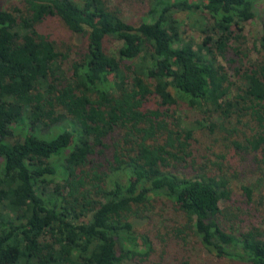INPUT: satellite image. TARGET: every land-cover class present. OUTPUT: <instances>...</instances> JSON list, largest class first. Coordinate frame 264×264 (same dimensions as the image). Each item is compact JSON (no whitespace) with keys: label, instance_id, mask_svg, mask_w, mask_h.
Listing matches in <instances>:
<instances>
[{"label":"trees","instance_id":"1","mask_svg":"<svg viewBox=\"0 0 264 264\" xmlns=\"http://www.w3.org/2000/svg\"><path fill=\"white\" fill-rule=\"evenodd\" d=\"M17 1L0 0V264L145 262L154 241L134 217L156 198L185 220L168 233L177 264H207L193 263L191 238L218 259L264 264V230L223 227L230 180L193 149L225 135L220 164L264 163V23L258 59L241 50L261 0H151L140 24L108 0ZM182 10L208 18L197 47L181 38ZM180 102L204 120L183 127ZM238 124L255 134L239 139Z\"/></svg>","mask_w":264,"mask_h":264},{"label":"rangeland","instance_id":"2","mask_svg":"<svg viewBox=\"0 0 264 264\" xmlns=\"http://www.w3.org/2000/svg\"><path fill=\"white\" fill-rule=\"evenodd\" d=\"M150 1L108 0V4L113 9L121 10L135 24H140L149 10ZM3 3L6 6H10L18 3V1L3 0ZM255 13L256 18L245 24L244 35L246 40L245 44L241 47V50L248 51L251 60H257L259 57V38L264 23V0L255 3ZM175 16L181 22V38H184L188 42H193L196 47L198 44L203 43L204 36L202 29L205 23H208V18L202 16L200 12L193 13L188 10L179 11ZM51 26L55 32L59 33V43L71 45V47L77 49L75 46V44H78L77 39L73 37L70 31H67L63 22H54ZM120 47L121 43L119 41L110 40L107 47L108 53L111 55L117 54ZM73 56H75V52ZM220 62L226 68L229 77L235 79L232 68L233 63L230 65V63H226L222 59H220ZM174 112L182 117L183 127L188 124L193 125L198 120H204V115L199 110L192 109L184 102H180ZM221 121V117L215 116L210 123H206V126L214 127L216 124H220ZM237 127L240 129L239 139L241 140H243L244 134H248L250 138L255 134V132L249 131L250 129L244 128L241 124H238ZM224 141L227 142L225 135H222V138H218L217 141L215 138L205 137L200 138L199 142L196 141L193 147L198 162L200 164L206 163L209 166V173L225 174L230 180V189L233 191L232 198L231 202H223L221 204L222 210H224L221 223L229 232H233L234 230L247 231L253 227H261L264 230V163L261 161L256 162L255 157L251 155L247 158V161L236 162L232 166L226 160H224V165L220 164L223 163L224 153L222 151L225 150ZM189 160H192V158ZM172 169L170 165L167 167V171H171ZM179 171L188 174V169L184 170L180 168ZM245 188L252 190L253 194L251 198L247 196ZM152 206L153 210L151 213H145L134 218L139 220L137 221L138 224L141 222L136 228L138 232L143 234L150 233V238L154 241V252L151 253L145 262H138L140 258H137L131 263L128 262V264H177L174 261V253L181 244L178 243V240L172 239V237L170 240L168 233L170 234V230L173 227L183 224L185 222L184 217L176 213L173 205L164 198H156ZM226 210H231L235 214L228 215ZM164 239L168 240L167 244L164 243ZM168 246L169 250H166ZM189 246L190 252L188 254L193 257V263L238 264L228 259H218L208 254L205 249L200 247L198 240L194 238L190 239ZM186 259L188 260V258Z\"/></svg>","mask_w":264,"mask_h":264}]
</instances>
